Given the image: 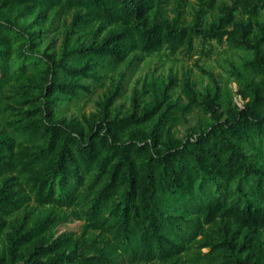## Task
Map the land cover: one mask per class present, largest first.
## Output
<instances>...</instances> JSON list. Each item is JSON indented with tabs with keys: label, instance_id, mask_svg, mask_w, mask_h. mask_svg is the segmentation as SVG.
<instances>
[{
	"label": "trees",
	"instance_id": "trees-1",
	"mask_svg": "<svg viewBox=\"0 0 264 264\" xmlns=\"http://www.w3.org/2000/svg\"><path fill=\"white\" fill-rule=\"evenodd\" d=\"M6 1L59 4L72 10V16L55 54L36 49L43 29L31 31V25L0 13V106L10 116L5 121L9 133L0 130V231L5 224L1 216L19 208L25 198L40 205L84 202L86 226L109 231L139 260H166L195 236L186 217L194 213L197 225L208 224L211 238L202 246L210 245L213 260L247 264V232L264 227V164L246 150L264 147V19L238 23L235 16H255L258 3L198 0L192 21L183 24L178 15L162 18L151 10L162 0ZM213 7L217 13L203 21ZM89 19L122 26L108 29L99 40H71L77 26ZM195 37L203 43L227 37L251 50L242 66L259 80L236 72L238 92L246 102L227 105L224 119L212 118L195 133L177 136L173 120L168 122L169 110L157 114L162 100L140 107L136 88L131 110L110 116L121 89L113 81L97 101L101 114L88 135L53 115L60 98L88 89L80 77H96L93 66L121 62L132 50L149 53L166 47L175 52L190 47ZM30 64L41 65L47 79L32 83ZM59 69L67 73L66 80ZM183 84L189 103L203 112L216 111V91L197 92L188 75ZM173 207L181 212L171 215ZM26 216L9 224L0 244V264H108L107 256L83 255L79 247L68 253L59 249L47 259L32 253L18 258L17 250L31 235L30 229L24 230ZM59 240L49 238L34 247L45 253Z\"/></svg>",
	"mask_w": 264,
	"mask_h": 264
},
{
	"label": "rangeland",
	"instance_id": "rangeland-1",
	"mask_svg": "<svg viewBox=\"0 0 264 264\" xmlns=\"http://www.w3.org/2000/svg\"><path fill=\"white\" fill-rule=\"evenodd\" d=\"M220 1L230 2L231 0H215V3ZM253 1L259 5L257 14L249 16L238 13L235 16L236 22L253 23L264 19V0ZM197 5L198 0H162L159 5H152L151 10L162 18H173L178 15L181 23L188 24L193 19V12ZM3 12L17 24L31 25V31L44 30L36 39L38 53L47 51L58 54L64 43V26L70 22L72 10L59 4L26 5L0 0V13ZM216 13L215 7L209 8L202 16V20L207 21ZM116 26H122V24H103L89 19L77 26L71 40H99L108 29ZM229 28H232V25ZM19 43L21 40L16 44ZM250 56L249 48L236 44L227 37L221 41L211 39L204 43L200 37H195L190 47L182 46L175 52H170L166 47L149 53L132 50L121 62L93 66L96 77H80V81L88 89L81 88L79 94L74 97L60 98L52 112L57 119L77 124L83 129L84 134L88 135L101 114L97 101L102 98L112 81L119 82L120 93L111 104L110 116L123 115L131 110V96L133 89L136 88L140 107L150 106L162 100L161 109L157 114L163 110H169L168 122L169 120L174 122L172 130L177 136L183 137L189 133H195L199 127L206 126L212 118L224 119L227 105L243 106L246 99L242 98L238 92L239 83L236 72H241L247 78L259 80L258 76L252 75L242 66L243 60ZM59 72L63 80L68 78L67 73L62 69H59ZM28 74L32 83L37 85L47 79L41 65L30 64ZM186 75L189 76L197 92L203 93L207 90L217 92L215 112H203L199 105L188 102L183 84ZM171 80L174 82L171 83ZM198 99L201 101V96H198ZM9 117L0 106L2 134L9 133L5 123ZM246 150L253 153V158L258 163L264 164V147L247 146ZM85 207L84 202L64 206L40 205L32 198H25L19 208L1 216L5 224L0 231V244L10 230L9 224L27 215L24 230L30 229L31 235L29 240L22 243L17 250L18 258H24L32 253L37 254L40 259H47L56 255L59 249L68 253L79 247L78 251L83 255L107 256L110 259L108 264H228L210 257L208 254L210 245L202 246L204 241H209L211 238L208 224L201 221L197 225L194 213H186V217L191 219L190 224L196 233L189 241L184 242L181 252L166 260L154 258L146 261L132 256L109 231L86 226ZM180 212V208L177 207L170 209V214L174 216ZM247 233L250 236V242L243 252L245 263L250 264L256 261L257 264H264V227ZM56 237H60L59 245L47 248L45 253H42L41 248L34 247V244H46L49 238Z\"/></svg>",
	"mask_w": 264,
	"mask_h": 264
}]
</instances>
